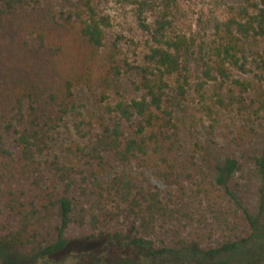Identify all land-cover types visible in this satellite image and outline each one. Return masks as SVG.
<instances>
[{"label":"trees","instance_id":"1","mask_svg":"<svg viewBox=\"0 0 264 264\" xmlns=\"http://www.w3.org/2000/svg\"><path fill=\"white\" fill-rule=\"evenodd\" d=\"M168 11L143 64L122 65L109 54L106 67L108 22L96 0H0V206L13 221L0 228V250H7L0 260L28 250L44 264H66L55 257L68 251L69 234L81 230L103 244V253L138 255L126 264L183 257L191 264H264V144L256 142L264 103L249 96L251 80L232 81L247 95L241 101L233 91L228 102L219 95L216 111L235 108L241 115L237 141L244 150L202 166L201 182L189 174L196 188L187 189L173 104L190 89L189 42L167 39ZM215 29L209 63L203 47L199 57L191 55L202 77L225 84L229 65L264 83V0H242ZM122 69L137 97L86 120L76 92L86 89L107 102L104 94ZM65 125L82 142L54 152V136ZM130 167L138 177L118 171Z\"/></svg>","mask_w":264,"mask_h":264},{"label":"rangeland","instance_id":"2","mask_svg":"<svg viewBox=\"0 0 264 264\" xmlns=\"http://www.w3.org/2000/svg\"><path fill=\"white\" fill-rule=\"evenodd\" d=\"M242 0H96L101 16L105 17L108 25L105 30L106 45L103 49V63L108 66L107 55L112 54L115 61L129 62L136 66L144 63L145 57L151 48L157 45L153 37L160 22L162 13L167 9L168 15L165 19L172 22V27L167 32V39L177 40V36H185L189 44L188 56L199 57L200 49L203 47V56L209 63V51L214 46L217 39L215 29L216 21H225L233 10L240 6ZM188 57L190 89L185 98L174 96L175 119L183 130V142L186 149L185 161V183L187 189L193 190L196 186L188 179V175H193V181L202 180V166L210 169L214 162L223 161L226 156L237 153L241 154L244 146L238 143L237 136L240 133L241 121L240 113L237 109H227L216 111L219 107V95L225 98L233 91L239 101L247 95L243 93L241 87L232 84L234 80H251L255 91L249 92L251 98L261 99L264 103V83L258 82L251 74H242L239 70L226 65L230 71V80L223 84L222 79L206 80L201 75V69L197 68L193 57ZM203 63V62H202ZM201 63V64H202ZM119 64V63H118ZM120 65V64H119ZM109 71L111 70L108 68ZM106 70V69H105ZM113 73V72H112ZM252 77V78H251ZM250 78V79H249ZM205 80L204 90L201 94L197 92L200 83ZM132 76L128 69H122V76H117L114 83L104 94L108 97L107 102H101L102 96L94 95L86 89L76 92V102L81 107L86 120L100 117L107 106L117 103L123 99L137 97L131 88ZM223 86V87H221ZM176 95V94H175ZM242 95V96H241ZM241 96V97H240ZM257 106L261 103L255 100ZM247 104H250L248 98ZM98 115V116H97ZM264 123V120L262 124ZM212 125H214L212 129ZM264 130L256 140L257 146L264 144ZM82 140L74 133L70 126L65 125L54 136L53 149L59 152L61 149L71 147ZM198 144H202L197 147ZM240 144V146H239ZM203 148V149H202ZM208 153V154H207ZM191 156H196L198 162L192 163ZM120 174H130L138 177L133 168H119ZM209 174H211L209 172ZM115 176L114 171H108L107 177ZM254 203L257 201V192L260 182L254 180ZM210 188V185H208ZM7 212L0 206V228L3 225L12 224ZM0 234L2 232L0 231ZM88 231L73 230L69 234L70 245L68 251L62 256L55 257L57 262L65 260L66 264H116L127 261H139L138 255H121L103 253L102 243L97 240L85 239ZM5 250V249H4ZM7 250H0L1 255L7 256ZM6 253V254H5ZM102 253V257H97ZM83 254H89L86 259H81ZM91 255V256H90ZM0 264H44V261L37 255H31L28 250L12 252L10 259L2 261ZM168 264H191L188 257L171 259ZM232 264V263H231ZM257 264V262L253 263ZM259 264V263H258Z\"/></svg>","mask_w":264,"mask_h":264}]
</instances>
